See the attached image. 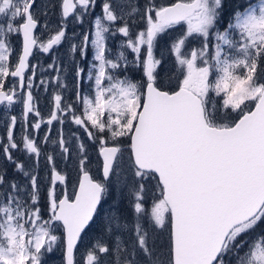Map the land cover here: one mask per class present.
<instances>
[{"label": "snow or ice", "instance_id": "obj_1", "mask_svg": "<svg viewBox=\"0 0 264 264\" xmlns=\"http://www.w3.org/2000/svg\"><path fill=\"white\" fill-rule=\"evenodd\" d=\"M99 6L92 28L71 44L81 59L89 45L94 49L87 70L74 65L75 101L55 92L47 120L28 122L29 114L41 116L30 58L69 40V24L83 25L97 0H57L45 10L37 0H0V105L6 111L21 105L22 128L61 126L52 140L49 127L42 142L51 151L42 153L32 135L17 143V116H6L0 152L16 174L0 167V264H45L55 251L61 264H264V0H246L226 22L225 0ZM138 21L143 30H136ZM170 30L179 34L160 46ZM117 34L135 54L131 62L107 47ZM130 63L143 80L127 75ZM48 67L55 86L66 88L57 63ZM66 122L83 138L65 137ZM90 147L99 177L91 171ZM13 150L32 164L16 160ZM42 155L46 176L39 171ZM71 166L79 181L69 195ZM110 186L127 190L134 220L127 222L113 201L101 234L78 261V245L104 212Z\"/></svg>", "mask_w": 264, "mask_h": 264}, {"label": "rangeland", "instance_id": "obj_2", "mask_svg": "<svg viewBox=\"0 0 264 264\" xmlns=\"http://www.w3.org/2000/svg\"><path fill=\"white\" fill-rule=\"evenodd\" d=\"M176 0H156L158 4H169ZM233 0H226V2H230ZM37 2L41 5V10H45L43 8L46 4H55L57 0H37ZM133 3H139L143 4L144 0H132ZM246 0H243L240 2V5L243 6L245 4ZM100 3L101 0H97V7L95 8L92 16L86 17L85 23L83 25L80 24H69L68 26V36L69 40H66L63 44H61L57 49H55L52 52L49 53H43L41 51H34L33 56L30 58V63L37 65L36 67V78L34 81V88L33 91L34 94H37L35 97L38 100V107L41 113L40 117H34L32 114H29V120L28 122H34L35 120L43 118V120H47L48 115L50 111L53 110L52 105V96L55 92H60L64 97L65 100L68 102H74L75 96L73 95V72H74V65L78 62L80 67H84L86 70L90 67L91 63L93 62L92 57L94 55V49L91 48V45H89V54L87 59H81L80 56L76 53H73L71 51V44H79L80 43V37L83 33L89 31V29L92 28V21L94 20L96 15L100 14ZM238 6L235 4H231L228 6L230 13L233 12ZM49 10L50 18L53 20L56 19V17H51V9ZM226 15L223 17V20L226 22L229 18L228 13L226 12ZM42 19V17H41ZM143 22L138 21L136 25V30L140 31L143 30ZM39 31H43L42 28L38 29ZM73 31H75L76 35L73 36ZM171 35H165L164 39L160 41V46L166 45L170 42L171 37L178 35L179 33L175 30H170ZM44 37H42L43 39ZM91 38V37H90ZM126 41V38H124L122 35H115L113 37H110L107 40V47L111 50L112 55L117 54L119 51H124L125 55L127 56L129 62H131L134 59L135 54L131 52V49H126L122 47V43ZM13 45L16 49V51L20 50V40L18 41V38H13ZM171 57H169V66H171ZM56 62L57 65L60 67L61 72V80L64 84L67 85L66 88H57L55 86L54 77L56 75L55 70L49 68L48 66L52 64L53 62ZM98 63V62H97ZM130 68H132L131 71L127 73L128 76H130L133 80L140 81L144 79L143 72L138 68H133L131 63L129 65ZM41 79H44L46 81L45 85H40L39 81ZM50 81V82H49ZM90 82L87 81L86 77L82 81L83 84V90L86 92L88 88V84ZM21 105L17 104L13 106L12 109L7 110L5 109V106L0 105V138L6 137V124H7V115H15L17 116V125L14 129V138L16 139L17 143L20 142V137L22 134H28L35 137L37 144L41 148V152H50L51 151V145L43 143V138L45 134L47 133L49 127L51 128V136L50 140L56 138V132L58 128L61 126L58 125L56 122H53L51 126H48L44 123H42L40 130L38 132H34V130L29 126V124H26L24 128L21 127ZM63 132L65 137H69L70 133L76 132L77 135L81 136L83 138V133L77 131V127L75 125H72L70 123H65L63 125ZM6 143V139L4 141ZM13 155L16 160L22 161L25 163L26 166L32 164V159L28 155H26L23 151L13 150ZM90 160H92L91 165V171L94 177H99V157L97 154V150L95 147H90L89 150ZM59 167H64L63 164H58ZM0 167L5 168L7 170L8 176L12 177L14 176L15 170L12 167L11 162H8L3 153L0 152ZM39 171L41 176H46L47 168L44 163L43 155L40 158V165H39ZM66 171L68 172V193L69 195H72V193L75 190V186L78 183L79 180V174L75 168V166H71L66 168ZM155 181H153V184ZM47 190V183H45L42 186V207L45 203L43 200V196L46 194ZM63 191L62 186L57 187V196L61 195V192ZM156 195H159V192L157 191L155 193ZM119 200L118 209L123 214L124 217H126L127 222L131 223L134 220V213L133 210L129 204L130 197L127 194V190L121 191L118 193L117 189L114 186L109 187V193L106 198V200L103 202V209L104 212L100 214V218L97 220L96 224L92 227L91 231H89L87 237L84 238L82 243L78 245V255L77 260H80L79 253H84L86 251V248L90 246V244L95 242V237L99 236L102 232L103 228V222L106 216V213L109 211H112L113 208L111 207L113 205V201ZM62 232V229L57 231V234L60 235ZM160 240L163 244H167V231H163L162 235L160 236ZM61 256L62 254L59 251H55L51 254H48L45 256V264H61Z\"/></svg>", "mask_w": 264, "mask_h": 264}, {"label": "trees", "instance_id": "obj_3", "mask_svg": "<svg viewBox=\"0 0 264 264\" xmlns=\"http://www.w3.org/2000/svg\"><path fill=\"white\" fill-rule=\"evenodd\" d=\"M226 1V0H225ZM241 1H243V0H233V1H230V2H226V5H225V9H226V12L228 13V14H230V11H229V8H228V6H230L231 4H235V5H237V6H241L240 5V2ZM167 235H168V233H167Z\"/></svg>", "mask_w": 264, "mask_h": 264}, {"label": "flooded vegetation", "instance_id": "obj_4", "mask_svg": "<svg viewBox=\"0 0 264 264\" xmlns=\"http://www.w3.org/2000/svg\"><path fill=\"white\" fill-rule=\"evenodd\" d=\"M35 7V6H34ZM20 39L18 38V41H19ZM20 47H21V43H20ZM35 92L33 91V95L34 96H36L37 94H34ZM28 120H29V117H28ZM38 120H40V119H38Z\"/></svg>", "mask_w": 264, "mask_h": 264}, {"label": "water", "instance_id": "obj_5", "mask_svg": "<svg viewBox=\"0 0 264 264\" xmlns=\"http://www.w3.org/2000/svg\"><path fill=\"white\" fill-rule=\"evenodd\" d=\"M176 1H174V2H172V3H175ZM79 181V180H78ZM77 185H78V183H77Z\"/></svg>", "mask_w": 264, "mask_h": 264}]
</instances>
